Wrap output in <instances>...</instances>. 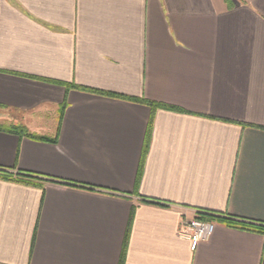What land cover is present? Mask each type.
<instances>
[{"label":"crops","instance_id":"crops-1","mask_svg":"<svg viewBox=\"0 0 264 264\" xmlns=\"http://www.w3.org/2000/svg\"><path fill=\"white\" fill-rule=\"evenodd\" d=\"M0 127V264H264V0H0Z\"/></svg>","mask_w":264,"mask_h":264},{"label":"trees","instance_id":"trees-1","mask_svg":"<svg viewBox=\"0 0 264 264\" xmlns=\"http://www.w3.org/2000/svg\"><path fill=\"white\" fill-rule=\"evenodd\" d=\"M73 88H76V87H73ZM81 90H84V91H87V92H91V93H95V94H102V95H105V96H108V97H112V98H118L116 97L115 95H111V94H104V93H101L99 91H95V90H89V89H81ZM0 130L1 131H4V128L3 127H0ZM7 130V132H12L14 134H19V135H23V136H26V137H29L31 139H36V140H45V138H41V137H37V136H34L32 134H30L26 128H24L23 126H14L13 128L11 129H5ZM52 142H55V140H52ZM145 146H146V142H145ZM0 178L1 179H6V180H13V181H17V182H20V183H25V184H31V182H34L35 179H32L31 177H24L22 175H17L16 177H14L10 172L8 171H4V170H0ZM140 178V169L137 173V180L138 181ZM199 219H203V220H212L213 218H216L215 215H210L209 213H206V214H199ZM224 222L229 225V226H232V227H237V228H240V229H252V230H255V231H258L259 233H262L264 235V226H261V225H254V224H251V223H245V222H237V221H234V220H229V219H224ZM125 242H126V238H125ZM121 261H122V257H121ZM122 263V262H121Z\"/></svg>","mask_w":264,"mask_h":264},{"label":"built area","instance_id":"built-area-1","mask_svg":"<svg viewBox=\"0 0 264 264\" xmlns=\"http://www.w3.org/2000/svg\"><path fill=\"white\" fill-rule=\"evenodd\" d=\"M182 227L188 233L193 247L200 242L206 241L215 230V224L213 222L199 218L185 220Z\"/></svg>","mask_w":264,"mask_h":264}]
</instances>
